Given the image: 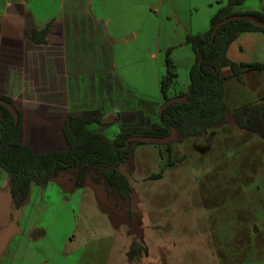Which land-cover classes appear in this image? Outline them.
<instances>
[{"label": "rangeland", "instance_id": "rangeland-1", "mask_svg": "<svg viewBox=\"0 0 264 264\" xmlns=\"http://www.w3.org/2000/svg\"><path fill=\"white\" fill-rule=\"evenodd\" d=\"M24 1L38 23L73 2ZM83 1L112 38L120 91L144 100L160 97L172 47L178 86L188 87L186 37L207 33L228 6V0ZM246 10L263 12L264 0H248L232 13ZM229 57L264 65V32L241 35ZM263 97L264 70L225 83L230 116L264 103ZM109 128L117 132L120 123ZM119 170L134 190L130 205L116 208L104 184L68 188L71 169L46 187L34 185L12 219L9 177L0 168L2 264H264V140L258 134L227 123L185 140L133 142Z\"/></svg>", "mask_w": 264, "mask_h": 264}, {"label": "trees", "instance_id": "trees-1", "mask_svg": "<svg viewBox=\"0 0 264 264\" xmlns=\"http://www.w3.org/2000/svg\"><path fill=\"white\" fill-rule=\"evenodd\" d=\"M248 0H228V6L222 8L213 17L210 30L196 36L187 35L186 45H190L196 55V62L190 68V87L186 100L167 105L159 112V122L152 125L145 135L166 137L176 130L178 139L185 140L201 136L209 130L223 124H233L242 130L258 134L264 140V103L247 104L229 115L225 102V83L230 78L242 82L251 71H262L261 63L235 62L229 57L232 44L245 33L264 32L242 16H250L264 23L263 12L232 13V10ZM231 16H241L221 25L215 37L217 25ZM48 26L41 31L49 33ZM35 30L27 31L34 39ZM167 53V73L161 81L164 98L162 106L168 102L170 89L177 84V67ZM230 68L232 73L223 76L222 71ZM264 100V97H263ZM11 104L19 114L16 122L13 113L1 103ZM161 106V107H162ZM103 118L87 115H72L65 122L63 133L67 149L36 153L24 143V131L21 112L14 101L7 96H0V168L9 177L11 197L10 216L16 219L28 200L34 185L46 187L53 179L63 177L68 170H74L71 182L74 188H85L89 183L104 184L107 199L116 208L130 205L134 199V190L127 176L119 170L120 165L130 158L133 142L127 146L132 134L121 132L112 142L100 134L87 129L92 123L108 124ZM163 177V171L151 179Z\"/></svg>", "mask_w": 264, "mask_h": 264}, {"label": "crops", "instance_id": "crops-1", "mask_svg": "<svg viewBox=\"0 0 264 264\" xmlns=\"http://www.w3.org/2000/svg\"><path fill=\"white\" fill-rule=\"evenodd\" d=\"M16 2L0 0V96L11 98L21 112L26 145L36 153L66 150L63 128L72 115L102 117L107 122V115L116 114L108 124L87 125L90 132L111 142L122 131L145 135L159 122L162 92L157 100H144L129 95L130 99L120 91L112 38L83 0H73L59 17L44 23L27 16L24 0ZM241 12L252 10L237 13ZM48 26L45 36L41 31ZM31 30L41 33L33 39L27 35ZM184 53L191 68L196 55L190 45ZM178 85L170 89L171 99L187 93L190 80L185 89ZM112 123H120V130L110 133ZM72 176L67 177L68 188L73 186Z\"/></svg>", "mask_w": 264, "mask_h": 264}, {"label": "water", "instance_id": "water-1", "mask_svg": "<svg viewBox=\"0 0 264 264\" xmlns=\"http://www.w3.org/2000/svg\"><path fill=\"white\" fill-rule=\"evenodd\" d=\"M241 16H231L228 17L224 20H222L217 27L215 28L214 32H213V37L216 36L217 31L219 30V28L221 27V25H223L224 23H226L229 20L232 19H236L239 18ZM244 18H246L247 20H249L250 22H252L253 24L259 26V27H264V23L250 17V16H242ZM186 96L184 97H176V98H172L170 99L168 102H166L160 109V111H162L167 105L174 103V102H178V101H182V100H186ZM2 104H4L6 107H8L10 109V111L13 113L16 122H18L19 120V114L17 112V110L15 109V107H13L11 104L5 102V101H1ZM116 117V114L111 113L109 115H107L104 119L105 120H110L112 118ZM178 139V133L176 130H173L172 133L166 137H156V136H149V135H134L132 137H130V139L128 140L127 146L130 145L131 142H149V143H170L173 141H177Z\"/></svg>", "mask_w": 264, "mask_h": 264}]
</instances>
